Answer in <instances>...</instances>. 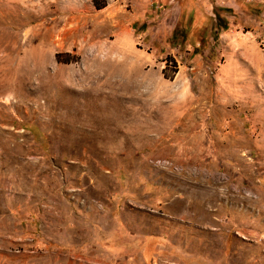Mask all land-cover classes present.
I'll list each match as a JSON object with an SVG mask.
<instances>
[{"label": "rangeland", "instance_id": "1", "mask_svg": "<svg viewBox=\"0 0 264 264\" xmlns=\"http://www.w3.org/2000/svg\"><path fill=\"white\" fill-rule=\"evenodd\" d=\"M0 264H264V0H0Z\"/></svg>", "mask_w": 264, "mask_h": 264}, {"label": "trees", "instance_id": "2", "mask_svg": "<svg viewBox=\"0 0 264 264\" xmlns=\"http://www.w3.org/2000/svg\"><path fill=\"white\" fill-rule=\"evenodd\" d=\"M98 8H100V6ZM222 29H225V26H222Z\"/></svg>", "mask_w": 264, "mask_h": 264}]
</instances>
